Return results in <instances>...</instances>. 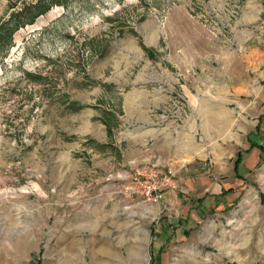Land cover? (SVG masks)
Returning <instances> with one entry per match:
<instances>
[{
    "label": "rangeland",
    "instance_id": "rangeland-1",
    "mask_svg": "<svg viewBox=\"0 0 264 264\" xmlns=\"http://www.w3.org/2000/svg\"><path fill=\"white\" fill-rule=\"evenodd\" d=\"M250 144L264 0H60L0 33V264H264Z\"/></svg>",
    "mask_w": 264,
    "mask_h": 264
},
{
    "label": "trees",
    "instance_id": "trees-1",
    "mask_svg": "<svg viewBox=\"0 0 264 264\" xmlns=\"http://www.w3.org/2000/svg\"><path fill=\"white\" fill-rule=\"evenodd\" d=\"M59 2L60 0H34L24 3L20 10L10 12L7 21L0 25V33L8 35L26 24H31L38 15L47 12ZM250 147H257L264 151V146L261 145L250 144Z\"/></svg>",
    "mask_w": 264,
    "mask_h": 264
},
{
    "label": "built area",
    "instance_id": "built-area-1",
    "mask_svg": "<svg viewBox=\"0 0 264 264\" xmlns=\"http://www.w3.org/2000/svg\"><path fill=\"white\" fill-rule=\"evenodd\" d=\"M131 179L137 181V179L141 180L143 178H145L143 184H144V188H146V192H145V195H149V192L151 189L155 190L156 187H150V184H148V179L151 177L152 178H155L156 177V174L155 173H140V171H135L134 174L132 176H130ZM167 182V186H169L171 189L173 188V185L171 182H169V179L166 181Z\"/></svg>",
    "mask_w": 264,
    "mask_h": 264
},
{
    "label": "crops",
    "instance_id": "crops-1",
    "mask_svg": "<svg viewBox=\"0 0 264 264\" xmlns=\"http://www.w3.org/2000/svg\"><path fill=\"white\" fill-rule=\"evenodd\" d=\"M246 150H248V148ZM252 152H253V155H252V157H253V156H255L257 154L258 149L257 148H253Z\"/></svg>",
    "mask_w": 264,
    "mask_h": 264
}]
</instances>
